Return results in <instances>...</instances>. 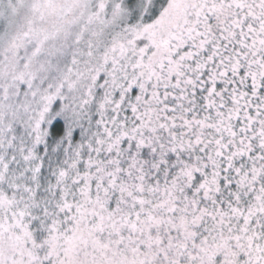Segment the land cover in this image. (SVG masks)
<instances>
[{"label": "snow or ice", "instance_id": "obj_1", "mask_svg": "<svg viewBox=\"0 0 264 264\" xmlns=\"http://www.w3.org/2000/svg\"><path fill=\"white\" fill-rule=\"evenodd\" d=\"M0 264H264V0H0Z\"/></svg>", "mask_w": 264, "mask_h": 264}]
</instances>
